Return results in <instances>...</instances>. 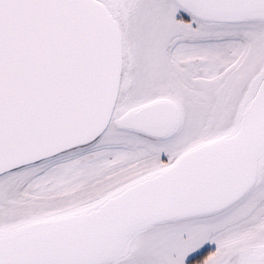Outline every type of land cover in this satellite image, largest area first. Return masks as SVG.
Segmentation results:
<instances>
[{"label": "snow or ice", "instance_id": "1", "mask_svg": "<svg viewBox=\"0 0 264 264\" xmlns=\"http://www.w3.org/2000/svg\"><path fill=\"white\" fill-rule=\"evenodd\" d=\"M0 264H264V0H0Z\"/></svg>", "mask_w": 264, "mask_h": 264}]
</instances>
